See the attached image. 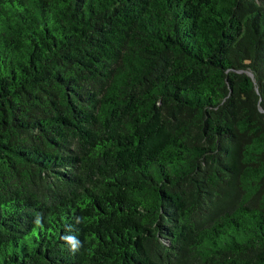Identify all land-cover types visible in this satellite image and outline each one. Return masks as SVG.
I'll use <instances>...</instances> for the list:
<instances>
[{"label": "trees", "instance_id": "obj_1", "mask_svg": "<svg viewBox=\"0 0 264 264\" xmlns=\"http://www.w3.org/2000/svg\"><path fill=\"white\" fill-rule=\"evenodd\" d=\"M0 264H264V0H0Z\"/></svg>", "mask_w": 264, "mask_h": 264}]
</instances>
